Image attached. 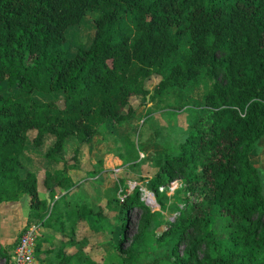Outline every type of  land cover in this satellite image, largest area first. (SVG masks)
<instances>
[{"label": "trees", "instance_id": "obj_1", "mask_svg": "<svg viewBox=\"0 0 264 264\" xmlns=\"http://www.w3.org/2000/svg\"><path fill=\"white\" fill-rule=\"evenodd\" d=\"M89 11L98 12L92 42L69 55L65 32ZM152 74L161 77L154 94L182 91L168 104L177 109L188 104L190 89L209 81L184 139L155 161L147 181L160 207L164 187L181 181L177 219L156 234L173 249L186 241L167 264H264V191L250 160L264 136V0H0V85L14 88L0 91V203L28 196L22 230L38 225L61 234L59 264H105L86 252L89 240L78 238L76 227L91 217L101 226L107 215L64 199L77 184L67 172L75 162L59 153L73 136L75 161L106 122L130 119L128 98L146 96ZM36 93L61 96L38 101ZM46 133L54 140L44 155L60 166L44 170L42 180L32 171L22 175L25 144L40 146ZM40 182L51 205L39 195ZM129 208L141 211L138 230L125 247L119 235L114 250L123 264H137L162 214L144 204L138 189L124 192L116 208L122 231ZM40 249L35 243L33 255L47 264ZM0 256L7 264L9 252Z\"/></svg>", "mask_w": 264, "mask_h": 264}, {"label": "rangeland", "instance_id": "obj_2", "mask_svg": "<svg viewBox=\"0 0 264 264\" xmlns=\"http://www.w3.org/2000/svg\"><path fill=\"white\" fill-rule=\"evenodd\" d=\"M97 16L98 12L89 11L77 25L67 28L63 47L69 55H73L78 47L87 48L90 45L94 34V20ZM215 74V80L223 82L222 73L216 72ZM160 80L161 77L157 74H152L145 79L144 86L148 94L146 96L131 95L128 98L129 105L133 110L132 117L119 124H113L111 121L106 122L98 134L81 145V153L77 160L74 161L72 157L77 145V140L73 136L65 140L63 149L59 153L60 158L68 163L75 162V166L68 169L67 172L73 176L77 184L64 193V199L70 205L86 203L94 210L102 207L107 215L101 226L96 224L91 217L88 219V224L81 222L76 227L78 238L83 236L88 238L86 252L96 262H101L104 258L105 264H123L114 250V246L119 235L124 234L125 241L121 245L125 247L127 241L137 232L141 211L133 208L127 209L126 226L122 231L118 225L116 208L118 200L124 197V192L130 193L134 189H138L139 197L144 204L162 214V221L158 229H152L146 237V243L140 247L137 264L171 263L175 257L181 255L186 244V241H182L177 248L173 249L169 244L160 245L156 237L157 231L164 226L166 221L174 222L177 219V208L182 206L179 201L181 181L175 180L172 184L164 187L167 199L161 207L154 194L148 189L147 181L155 171V161L166 154L175 152L178 143L184 139L193 114L200 108L201 95L208 89L209 81L202 80L197 86L190 89L188 104L182 109H177L168 104L172 103L182 91L177 88H169L162 94H154L155 87ZM0 91L10 93L14 91V88H8L4 83L0 85ZM42 94L44 93H36L33 97L38 101H46L52 97L61 96V93ZM196 106L199 108L196 109ZM123 110L126 112V108ZM33 134L34 132L30 131L29 138H32ZM53 140L54 136L46 133L42 144L38 147H34L30 141H27L21 168L22 174L32 171L37 174L39 180H42L44 170L53 171L57 166H60L59 163L47 159L44 155ZM250 160L259 171L264 191V136L251 153ZM39 195L46 199L49 205L52 204V200L41 182ZM149 195L153 201L148 197ZM57 196L59 195L57 194ZM58 202H60L59 198ZM17 204L20 205L17 214L19 220L25 218L28 212V196H23ZM36 227L38 233L35 243L40 242V250L44 251L48 257L47 264H59L54 253L60 246L59 240L62 235L38 225ZM12 245L13 242L11 244L0 242V251L8 253ZM71 250L73 248L67 249V252ZM202 250L203 248L200 247L198 253L201 254ZM44 255L43 253L42 256ZM4 262L5 259L0 256V264H4ZM43 263L44 261L41 262V264Z\"/></svg>", "mask_w": 264, "mask_h": 264}, {"label": "crops", "instance_id": "obj_3", "mask_svg": "<svg viewBox=\"0 0 264 264\" xmlns=\"http://www.w3.org/2000/svg\"><path fill=\"white\" fill-rule=\"evenodd\" d=\"M26 146L27 144H25L24 149L20 154L21 155L20 159L22 164H23V157ZM17 203L18 201H9V202L0 203V225H1L0 242H9L10 244L12 242L14 243L16 241V240L14 241V239L18 238L19 233L21 232V230L23 229L26 223L27 214L25 218L22 219L20 218L19 220L17 219V217H19L17 214H18V208L20 206ZM41 262H42L41 258H36L33 255L32 264H41Z\"/></svg>", "mask_w": 264, "mask_h": 264}, {"label": "built area", "instance_id": "obj_4", "mask_svg": "<svg viewBox=\"0 0 264 264\" xmlns=\"http://www.w3.org/2000/svg\"><path fill=\"white\" fill-rule=\"evenodd\" d=\"M37 233L36 225H30L18 235L9 252L7 264H32Z\"/></svg>", "mask_w": 264, "mask_h": 264}]
</instances>
